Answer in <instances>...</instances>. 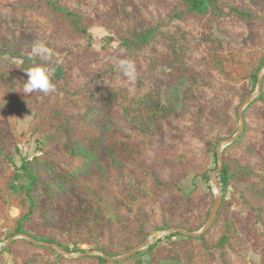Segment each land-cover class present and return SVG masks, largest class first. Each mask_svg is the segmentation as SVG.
Returning a JSON list of instances; mask_svg holds the SVG:
<instances>
[{
	"label": "trees",
	"instance_id": "1",
	"mask_svg": "<svg viewBox=\"0 0 264 264\" xmlns=\"http://www.w3.org/2000/svg\"><path fill=\"white\" fill-rule=\"evenodd\" d=\"M95 27L106 31L99 43ZM35 42L53 49L52 61L27 59ZM0 55L22 61L0 56V241L26 234L71 254L86 245L118 257L154 232L206 225L217 147L238 131V108L264 66V0H16L0 7ZM42 63L56 90L25 96L23 70ZM243 118L223 150L222 200L203 236L171 233L120 261L66 258L26 239L4 253L12 264H247L236 205L264 257V74ZM31 139L36 152L18 165ZM36 167L50 176L42 202L32 195ZM62 195L74 204L60 207Z\"/></svg>",
	"mask_w": 264,
	"mask_h": 264
},
{
	"label": "rangeland",
	"instance_id": "2",
	"mask_svg": "<svg viewBox=\"0 0 264 264\" xmlns=\"http://www.w3.org/2000/svg\"><path fill=\"white\" fill-rule=\"evenodd\" d=\"M15 4H16V0H0V7H13ZM93 34H94L95 39L99 43V41L106 35V31L103 28L95 27L93 29ZM1 59L3 61H5V62H9L11 64H17V65L22 64V61L17 60V59L8 58L7 56H1ZM30 120H31V116L30 115L23 116L22 119L20 120L19 130L20 131H24L27 128ZM36 147H37L36 143H35V141L33 139L27 141L24 144L23 148H22L21 157L17 158V164L18 165L22 164V158L30 159L31 157H33V155L36 152L35 151ZM238 169L239 168L236 165L232 164V166H231V171L232 172H236V171H238ZM35 172L39 176L40 185H39L38 188H35L33 190L32 195L36 199H38L39 202H42L46 198V195L44 194L45 192H44L43 185L50 180V176L48 175V173L46 171L40 169L39 167H36ZM212 172L210 174V182L208 183V188L212 190V192H213V194L215 196V187L213 186V183L211 181ZM189 182L191 183L190 180H189ZM206 188L207 187H204L203 191H206ZM62 196H63V200L61 202V206L60 207H63L64 205H66V202H69V201L71 202V204L72 203L74 204V200H73V198L71 196L70 197L68 195H62ZM212 209H211V211H212ZM19 213H20L19 209L12 208L10 210V212H9V216H10L11 219H14V218H16L19 215ZM230 213H231L232 219L235 222L236 228H237V230H238V232H239V234L241 236V239H242V241L244 243V247L241 250V253H242V256H243L244 260L247 262V264H264V257L262 256L260 251H258L254 247V239H252L250 234H249L248 223H247V219H246V217H247L246 212L241 207L236 206V205H232L231 208H230ZM46 215H47V218L49 220H51L52 222L57 223V222L60 221L58 212H55V216H52L53 215L52 212L48 211L46 213ZM4 231H5V229H4ZM196 232H198V231H196ZM14 236H12V237H14ZM12 237H10V238H12ZM9 239L0 241V254H1L0 255V264H12L13 263V259L11 258V256H9L8 254L4 253V251L9 247L8 246L7 248H4L5 244L8 242ZM19 239H24V238H19ZM83 249L86 250L85 252L92 251L86 245L83 246ZM54 250H56V249H54ZM56 251L58 253H60L58 250H56ZM85 252H83V253H85ZM95 252H100V251H95ZM83 253H75L74 255L77 256L76 258H79V257H82L81 255ZM60 254L63 257H65L62 253H60ZM139 256H141L140 252L136 255V257H139ZM42 258H43L42 256H38V258H35L34 261L31 264H38V262ZM163 264H179V263L167 262V263H163Z\"/></svg>",
	"mask_w": 264,
	"mask_h": 264
},
{
	"label": "water",
	"instance_id": "3",
	"mask_svg": "<svg viewBox=\"0 0 264 264\" xmlns=\"http://www.w3.org/2000/svg\"><path fill=\"white\" fill-rule=\"evenodd\" d=\"M263 74H264V66L262 67V69L258 73V82H257V88H256L255 92L253 94H251L248 98H246L245 101L242 103V105L238 108V117H239V122H240L239 130L237 131V133L233 137L222 141L217 147L218 168L215 171H213L212 175H211V181L213 183V186L215 187V203H214V207L210 213V216H209V219H208L206 225L198 232H191V231L181 229V228H170V229L154 232L151 235H149L148 238L141 245H139L138 247L129 251L128 253L121 255V256H118V257H109L106 254H104L103 252H95V251L85 252L81 256L99 254L108 260L120 261V260L129 259V258L135 256L137 253L146 249L149 245L153 244L157 240L162 239L171 233H182V234H185V235H188L191 237H195V238H199V237L203 236L211 228L212 224L214 223V220L216 218V215H217V212L219 210L221 200H222V190H221V186L219 183L218 175L220 174V172L223 169V150L228 145L237 141V139L243 133L244 126H245L244 118H243V112H244L245 108L248 105H250L260 95L261 79H262ZM19 238H24V239H26V240L30 241L31 243L38 245V246H45V247H50V248L56 249L67 258H76L77 257L76 255L65 251L63 248H61L57 244L39 242V241L35 240L34 238H32L31 236H28L26 234H18V235H15L14 237L10 238L8 240V242L5 244L4 248H7L14 240L19 239Z\"/></svg>",
	"mask_w": 264,
	"mask_h": 264
},
{
	"label": "clouds",
	"instance_id": "4",
	"mask_svg": "<svg viewBox=\"0 0 264 264\" xmlns=\"http://www.w3.org/2000/svg\"><path fill=\"white\" fill-rule=\"evenodd\" d=\"M53 57V49L44 42L33 43L30 51L27 52V59L33 62L35 58H39L42 62H50ZM118 68L123 71L125 75L131 76L133 74V66L129 62L122 61ZM23 71L27 74V80L22 82L23 94L25 96L35 92L48 94L56 90L51 69L46 66V63L37 64Z\"/></svg>",
	"mask_w": 264,
	"mask_h": 264
}]
</instances>
